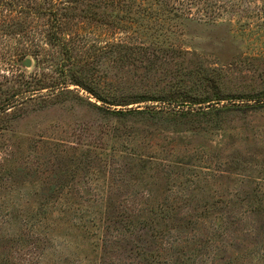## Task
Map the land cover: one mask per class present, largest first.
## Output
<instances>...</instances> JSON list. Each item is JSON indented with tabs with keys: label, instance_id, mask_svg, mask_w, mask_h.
<instances>
[{
	"label": "rangeland",
	"instance_id": "1",
	"mask_svg": "<svg viewBox=\"0 0 264 264\" xmlns=\"http://www.w3.org/2000/svg\"><path fill=\"white\" fill-rule=\"evenodd\" d=\"M191 2L0 31V264H264V0Z\"/></svg>",
	"mask_w": 264,
	"mask_h": 264
},
{
	"label": "trees",
	"instance_id": "2",
	"mask_svg": "<svg viewBox=\"0 0 264 264\" xmlns=\"http://www.w3.org/2000/svg\"><path fill=\"white\" fill-rule=\"evenodd\" d=\"M4 1L5 0H0V6ZM35 1L36 0H6L5 2L8 6L7 10H10V14L17 11V14H20L21 17L13 19L8 23L0 24V31L13 25L15 28L17 27L16 32L13 34H19L26 28L25 20L29 18V15H32L30 14L32 10L36 14H47L52 17L54 21L57 20L58 22L61 21L63 17L69 16L70 20L73 19L91 23L93 26L91 25L89 28L109 25L113 30L116 29L121 33H128L127 35H129V32H126L127 29H130L133 23H137L140 27L143 26L141 28L142 30L145 28L147 36L155 35L159 38L162 35L161 33L164 31L166 32L164 24H160L162 22L160 16H165L166 13H171L172 10L170 8L172 7L170 0H42L44 5H46L45 7H43L42 4L35 6ZM191 1L194 2V0ZM197 1L199 2L200 0ZM208 1L209 0H204V3ZM18 2H29L33 4V6H28V4L25 5V7L21 5L17 6ZM185 4L189 5L188 1ZM73 5H76V7ZM73 10L78 12V14L73 13ZM134 16L136 18H134ZM149 20L155 21L151 24L146 23V21L148 22ZM140 21H144V23H141ZM136 29L137 32L140 28ZM56 40L59 39L56 38ZM59 43L61 44V42ZM133 49L145 50L146 52V49H143L141 46L139 48L135 46ZM150 51V53L155 52V50ZM26 54V51H22L17 54V57H20L21 59ZM144 101L145 100H142V98H138L134 103H141ZM174 105L180 107L182 104L176 103ZM111 113L119 117L125 116L127 113H132V111H111Z\"/></svg>",
	"mask_w": 264,
	"mask_h": 264
},
{
	"label": "water",
	"instance_id": "3",
	"mask_svg": "<svg viewBox=\"0 0 264 264\" xmlns=\"http://www.w3.org/2000/svg\"><path fill=\"white\" fill-rule=\"evenodd\" d=\"M22 64L24 67L29 68L31 66V61L29 59H25Z\"/></svg>",
	"mask_w": 264,
	"mask_h": 264
}]
</instances>
